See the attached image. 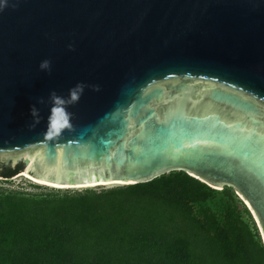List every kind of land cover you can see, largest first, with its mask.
Segmentation results:
<instances>
[{
	"label": "water",
	"instance_id": "1",
	"mask_svg": "<svg viewBox=\"0 0 264 264\" xmlns=\"http://www.w3.org/2000/svg\"><path fill=\"white\" fill-rule=\"evenodd\" d=\"M18 157L65 186L233 187L264 244V0H6L0 161Z\"/></svg>",
	"mask_w": 264,
	"mask_h": 264
},
{
	"label": "trees",
	"instance_id": "2",
	"mask_svg": "<svg viewBox=\"0 0 264 264\" xmlns=\"http://www.w3.org/2000/svg\"><path fill=\"white\" fill-rule=\"evenodd\" d=\"M21 168L0 161V177ZM216 193L183 170L102 191L0 186V264H264L250 209L227 187L211 206Z\"/></svg>",
	"mask_w": 264,
	"mask_h": 264
},
{
	"label": "rangeland",
	"instance_id": "3",
	"mask_svg": "<svg viewBox=\"0 0 264 264\" xmlns=\"http://www.w3.org/2000/svg\"><path fill=\"white\" fill-rule=\"evenodd\" d=\"M23 157H18L16 159V161H14L13 163H16L18 160H20ZM167 174V173H166ZM18 175V174H17ZM14 175L10 178L9 181H3L2 178L0 177V186H3L4 188H8V189H18V190H24L26 192H46V191H50L52 189H61V190H68V191H80L86 188L89 189H94L96 191H102V190H106L108 188H112V187H118V186H123L125 184L122 183H112V184H105V185H96V186H69V187H56V186H50V185H43L41 183H36L33 179L27 178L26 176H17ZM35 185H38L40 187H36ZM211 187L215 188L217 193L216 196L212 199H210L209 203L211 206H214L217 202L218 199L221 196V190L223 188H229L231 191H233V193L235 195H237V197H239L241 200L242 198L240 197V195L238 194V192L230 186H212ZM243 201V200H242ZM244 202V201H243ZM245 203V202H244Z\"/></svg>",
	"mask_w": 264,
	"mask_h": 264
},
{
	"label": "bare ground",
	"instance_id": "4",
	"mask_svg": "<svg viewBox=\"0 0 264 264\" xmlns=\"http://www.w3.org/2000/svg\"><path fill=\"white\" fill-rule=\"evenodd\" d=\"M22 176H26L27 178H30V179H33L36 183H41V184H45V185H50V186H56V187H69V186H65V185H58V184H51V183H48V182H45V181H41V180H37V179H35V178H31V177H29V176H27V175H25V174H22ZM101 184H108V182H105V183H103V182H100ZM88 186H93L94 185V183H92V184H87ZM87 185H85V186H87Z\"/></svg>",
	"mask_w": 264,
	"mask_h": 264
},
{
	"label": "clouds",
	"instance_id": "5",
	"mask_svg": "<svg viewBox=\"0 0 264 264\" xmlns=\"http://www.w3.org/2000/svg\"><path fill=\"white\" fill-rule=\"evenodd\" d=\"M6 3V0H0V4H4ZM77 97L75 95H73V99H76Z\"/></svg>",
	"mask_w": 264,
	"mask_h": 264
}]
</instances>
